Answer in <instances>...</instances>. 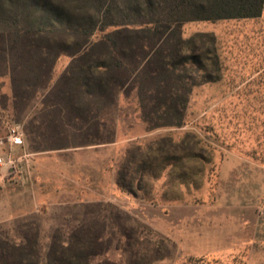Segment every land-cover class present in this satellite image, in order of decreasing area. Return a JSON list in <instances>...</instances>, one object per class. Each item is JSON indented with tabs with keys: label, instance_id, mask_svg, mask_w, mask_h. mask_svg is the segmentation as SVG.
Masks as SVG:
<instances>
[{
	"label": "rangeland",
	"instance_id": "374dc122",
	"mask_svg": "<svg viewBox=\"0 0 264 264\" xmlns=\"http://www.w3.org/2000/svg\"><path fill=\"white\" fill-rule=\"evenodd\" d=\"M15 1L0 0L1 30L41 19L40 8L33 7L32 0H25L31 11L13 19L12 13L26 10L23 5L17 7ZM81 1L86 2L49 0L52 14L46 20L54 23L68 19L69 24L76 25L85 24L91 16L98 22L111 1L114 7L122 6L120 0H98L101 5L92 12L87 5L83 8ZM117 18L110 14L111 22H117ZM196 33L215 37L221 78L192 90L182 127L160 128L143 136L136 120L140 113L134 96L121 94L111 119L116 128L120 124L122 132L136 135V141L128 143L120 155L109 150L86 154L91 151L67 149L79 153L68 158L75 164L71 170L74 175L87 173L105 182L112 172L115 180L118 175L136 193L134 197L117 187L126 197L123 200L107 184L97 189L102 185L95 183L87 188L88 184L60 181L55 168L68 160L58 156L65 153L50 149L66 143L65 139L69 144L86 141L87 117L79 115L77 121L75 113L46 110L50 111L46 114L41 98L27 105L15 104L10 76L0 67V157L6 162L0 166V241L36 238L43 259L51 235L78 233L80 227H87V205L101 202L129 213L174 244L168 259L152 264H264V170H245L264 166V7L256 19L183 25L184 38ZM68 63L67 57L59 58L54 83ZM26 75L21 76L23 80L28 78ZM60 88L66 90L65 82ZM84 109L85 105L80 110ZM49 120L56 126L46 127ZM60 122L81 131L67 132L66 137ZM33 126L41 127L36 130ZM10 128L22 133V147L9 145ZM25 129L34 132L32 140L48 147L49 151L42 153L39 170H33V151ZM24 152L27 160L20 159ZM188 154L197 158H188ZM9 159L16 160L14 168L7 163ZM83 161L87 162V171L81 170ZM100 167L108 171L106 176L98 170ZM112 256L118 260L115 254Z\"/></svg>",
	"mask_w": 264,
	"mask_h": 264
},
{
	"label": "trees",
	"instance_id": "16d2710c",
	"mask_svg": "<svg viewBox=\"0 0 264 264\" xmlns=\"http://www.w3.org/2000/svg\"><path fill=\"white\" fill-rule=\"evenodd\" d=\"M15 2L26 10L12 13L13 19L31 11L25 0ZM81 2L92 12L101 3ZM31 5L42 13L38 23L0 29V67L10 76L15 104L27 105L41 98L45 113H75L77 121L85 114L87 140L69 144L65 139L66 143L50 149L57 150L113 142L111 113L121 94L134 96L147 131L182 127L192 90L219 81L221 74L215 37L196 33L184 38L183 25L256 19L263 12L264 0H120L121 7H114L111 1L102 10L100 21L90 16L85 24L76 25L66 18L64 22L47 21L52 14L49 0H32ZM110 14L119 17V22H111ZM122 16L125 20H120ZM98 31L101 36L96 35ZM61 57H67L69 63L54 83ZM22 75L28 78L23 80ZM62 82L65 91L60 88ZM45 124L56 126L52 120ZM40 127L33 126L36 130ZM60 127L65 134L81 131L66 123ZM25 135L31 151H49L42 147L44 142L30 138L34 132L25 129ZM187 137L194 140L188 133ZM116 185L136 197L118 175ZM87 208V227L64 237L51 235L43 259L36 238L0 241V264H152L169 258L174 244L129 213L101 202Z\"/></svg>",
	"mask_w": 264,
	"mask_h": 264
},
{
	"label": "crops",
	"instance_id": "0c3cea01",
	"mask_svg": "<svg viewBox=\"0 0 264 264\" xmlns=\"http://www.w3.org/2000/svg\"><path fill=\"white\" fill-rule=\"evenodd\" d=\"M216 49H217V45H216ZM217 55L219 57L218 52H217ZM219 60H220V57H219ZM220 63H221V61H220ZM221 71H222V65H221ZM220 78H221V74H220ZM137 115H138L137 118H136L137 123L143 129V136L146 137L152 131H147L146 126L142 122V120L140 119V116H139L138 113H137ZM115 126H116V123H115ZM122 131L123 130L120 127V124L117 125V128L115 127V135H114L113 142H111V143L101 144V145H92V146H78V147H74V148H78L79 150L80 149H87V150H82V151H91V152H85L86 154H91V153L96 154V153H101L102 151H105V150H109V151H113V152L115 151V153H117L118 155H120L122 153V150H124V147L128 143L134 142L138 138L136 135H130V134L127 135V131L126 132H122ZM67 149H72V147L63 148V149H57V151H56L58 153H65V154H58V156L59 157H63V159L66 158L68 160L67 162H64L62 164L59 163V165H57L56 168H55V170H57V173L56 174L59 176V179L61 178L60 181L66 182V183L76 182V183H80V184H83V185H87L88 184V187L87 188H93L90 185L91 184H95V183L96 184L99 183L100 185H102V187L96 186L97 189H104V185L107 184V185H109L108 188H110L113 193L116 192L115 193V196H117V198H120L121 197L122 200L123 199H126V197L125 198L123 197V194L119 191V189L116 186V180H115L114 172H112L111 179H108L107 182H105L102 178H99L97 180L96 179L94 180V179L90 178L89 174L87 175V173L82 174L81 176L80 175L79 176L74 175L71 172V170H73V166L75 164L73 162H71L68 158H70L71 156H74L75 157L79 153L76 152V151H74L76 153H73V152H70ZM44 152H47V151L30 153L31 154V157L33 159V165H34L33 166L34 167L33 170H39L40 169L39 168L40 167L39 165L41 164V161H43L44 156L42 155V153H44ZM70 153H73V154H70ZM21 155H22V156H20V159L21 160L22 159L27 160L26 159V158H28L27 152H24ZM79 170H80V168H79ZM81 170H86L87 171V162H84L83 161V165L81 166ZM98 170L99 171L102 170L103 173H105V176H106V173L108 174V171H106L105 169H103V167L102 168L101 167L98 168ZM234 170H237V169H234ZM245 170H264V166L249 167V168H246ZM77 177H78V179H77ZM128 201H129V204H132V202L130 200H128Z\"/></svg>",
	"mask_w": 264,
	"mask_h": 264
},
{
	"label": "built area",
	"instance_id": "2783aa9c",
	"mask_svg": "<svg viewBox=\"0 0 264 264\" xmlns=\"http://www.w3.org/2000/svg\"><path fill=\"white\" fill-rule=\"evenodd\" d=\"M8 142L11 147L13 146L22 147L24 145L22 133L17 128H10ZM7 163L14 168L16 160L9 159ZM3 164H6V162L4 161L3 158L0 157V166Z\"/></svg>",
	"mask_w": 264,
	"mask_h": 264
}]
</instances>
